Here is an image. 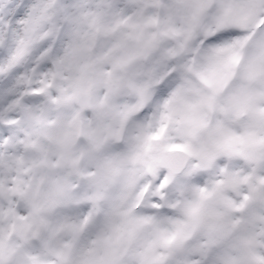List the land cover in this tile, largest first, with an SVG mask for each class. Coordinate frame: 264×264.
I'll return each instance as SVG.
<instances>
[{
  "label": "snow or ice",
  "instance_id": "6c2138e0",
  "mask_svg": "<svg viewBox=\"0 0 264 264\" xmlns=\"http://www.w3.org/2000/svg\"><path fill=\"white\" fill-rule=\"evenodd\" d=\"M0 264H264V0H0Z\"/></svg>",
  "mask_w": 264,
  "mask_h": 264
}]
</instances>
